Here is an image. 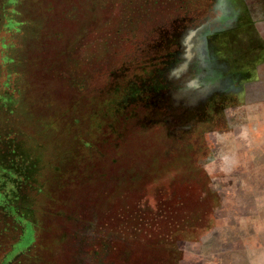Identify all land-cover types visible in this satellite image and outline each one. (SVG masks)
I'll return each instance as SVG.
<instances>
[{
	"label": "rangeland",
	"instance_id": "374dc122",
	"mask_svg": "<svg viewBox=\"0 0 264 264\" xmlns=\"http://www.w3.org/2000/svg\"><path fill=\"white\" fill-rule=\"evenodd\" d=\"M0 264H264V0H0Z\"/></svg>",
	"mask_w": 264,
	"mask_h": 264
}]
</instances>
